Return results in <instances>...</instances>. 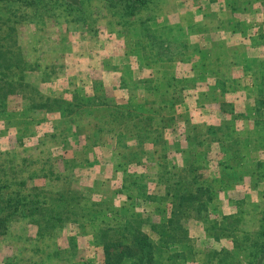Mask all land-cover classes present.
Instances as JSON below:
<instances>
[{"label": "crops", "instance_id": "1", "mask_svg": "<svg viewBox=\"0 0 264 264\" xmlns=\"http://www.w3.org/2000/svg\"><path fill=\"white\" fill-rule=\"evenodd\" d=\"M173 4L174 0H159L160 14L164 17L176 14ZM197 14L196 25L209 32L205 39L199 30L197 40L202 53L191 59L174 56L164 58L163 62L136 61L135 78L157 74L151 84L126 87L124 73L117 68L109 70L107 66L110 60L108 48L101 51L100 61H97L98 56L89 53L86 45L65 73L56 72L49 79L39 71L27 75L26 80L37 84L41 93L71 102L74 111L65 114L62 108H34L19 130L10 127L5 134L0 129V146H5L0 147V152L6 157L37 154L50 158L59 179L47 180L58 183L56 190L63 189L64 175H75L79 176V184L84 188L99 189L110 197L115 190L112 189V193L105 179L108 174L117 172L118 163L124 156L129 157L130 149L134 148L143 150L145 147L151 153L146 155L148 159L145 156L142 162L134 159L132 163L145 166L146 172H138L142 173L141 178L151 177L157 187L161 186L159 145L152 136L156 130L158 138L166 139L164 159L169 156V164L181 166L193 156L199 159L197 170L204 172L208 160L212 162L207 165L209 173L219 176L215 180L221 182L219 198L233 192V199L227 200L233 205V238L224 236L214 240L205 233L203 222L197 221L198 227L202 228L200 239L203 238V242L195 239L198 253L193 262L185 264H205L206 247L212 245L217 250L233 248V264H254L256 255L262 256L264 264V1L207 0ZM103 17H106L105 12ZM109 26L106 19L101 31L105 32L104 27L108 29ZM81 28V34L88 36L86 29ZM103 55L108 60L105 64ZM126 56L123 51L113 56L112 63H121ZM158 79L168 80L162 89L168 96L166 101L157 98L161 92ZM99 80L106 95L110 92L116 100H121L118 103L137 100L133 104L137 106L131 109H137L145 118L137 115L134 124L143 125L141 128L151 126L148 137L141 136L142 130L135 127L136 139L125 142L129 145L126 148L125 144L120 146V140L125 138L120 126L116 130L115 126L104 128L100 124L94 112L110 111L109 114H113L121 108L101 100L93 86ZM37 111L43 112L42 116L35 117ZM195 126L201 132L197 140L194 139ZM222 126L226 127L225 132L219 131ZM29 128H32L33 136L25 134L20 143L16 142V133L21 137ZM37 131L39 134L35 135ZM93 134L97 136L92 141ZM222 134L226 135L221 137ZM231 138L233 154L232 148L226 146ZM232 174L233 185L222 182L223 175ZM85 178L87 184L83 182ZM137 180L142 184L139 177ZM145 188L149 189L148 186ZM218 206L226 207L223 202Z\"/></svg>", "mask_w": 264, "mask_h": 264}, {"label": "rangeland", "instance_id": "2", "mask_svg": "<svg viewBox=\"0 0 264 264\" xmlns=\"http://www.w3.org/2000/svg\"><path fill=\"white\" fill-rule=\"evenodd\" d=\"M206 3L207 0H174L173 5L176 9L174 13L176 12V14L164 17L160 14L159 0L139 5L133 15L126 14L120 6H107L104 0H86L79 10H66L60 0H0V79L3 73L8 78L18 80L19 77L24 76L25 78L27 75L38 71L45 79L53 78L56 72L65 73L68 65L75 63L77 54H81L80 51L86 45L89 53L98 56L97 61H100L99 54L101 51L108 48L110 60L108 61L107 57L103 55V63L108 61L109 70L117 68L121 73H124L126 79L123 82H125L126 87L135 86L139 83L151 84L157 74L145 75L146 77L142 79L135 78L133 73L138 69L135 62L141 60H145L147 63L163 62L164 57L156 54L158 44L155 43L174 42L177 50L174 56L178 59H191L202 53L197 40L198 33L200 30V33L207 39L209 32L198 27L196 19L198 10ZM198 4L200 5L199 8H197ZM103 12L106 13V17H103ZM106 19L110 22V26L108 29L104 27L106 30L103 32L101 27L105 24ZM81 27L86 29L88 36L81 34L83 31ZM103 38L104 43L102 42ZM151 42L154 47L151 46ZM123 51L127 55L125 61L112 63L113 56ZM17 64L18 66H16ZM26 79L21 86L24 95L37 96L38 93L35 90L44 95L39 91L37 84L34 85ZM167 82L168 80L158 79L157 84L161 90L157 95L159 100L166 101L168 98L167 94L162 92V89L167 86ZM93 86L101 100L109 101L108 105L121 108L113 114H109L110 111L94 112L100 119V124L104 128L115 126L114 129L116 130L120 126L119 130L125 137L124 139L121 137L120 146L124 145L125 142L135 141V129L137 128H133L132 124L138 120L137 115L139 118H145V115L138 114L137 109H133L135 111L131 109L137 106H133L137 100H126L121 104L117 102L121 100H116V97L109 94L110 92L106 95L100 80L95 81ZM33 87L37 89H33ZM61 101L62 103L59 102L58 105L51 107L53 109L62 108L63 113L72 114L74 109L71 105H66L67 100ZM28 104L27 99L17 98L14 95L9 97V107L6 109V114L0 113V129L3 133L6 134L7 130H11L10 127L19 130L20 124L27 122L25 118L29 112L35 111L34 108H28ZM140 109L144 111L142 108ZM37 112L38 114H34L35 117L42 116L43 112ZM42 119L46 121L44 117ZM143 129L141 128V130ZM31 130L32 128H29L21 137L16 133V142L20 143L26 135L33 136ZM219 131L225 132L226 127L222 126ZM140 133L144 138L150 135L149 130H143ZM156 133L155 130L152 136L158 140V161L162 163L165 158L166 139L158 138ZM200 133L198 126H195V140ZM34 134L39 133L37 131ZM225 135L222 134L221 137ZM96 136L97 134H93L90 139L93 141ZM230 141L226 146L232 148L233 154V139L231 138ZM0 147L5 148L4 145ZM133 150L134 157L131 162L134 159L142 162L146 155H151L149 151L145 150V147L143 150L137 148ZM11 152L14 153L15 151L11 149ZM19 152L21 151L19 150ZM34 153L36 154V152ZM34 153H29V155ZM167 158V162L170 163L171 158L169 156ZM188 159H190L189 162L192 160H196L197 164L199 162V159H195L193 156ZM121 161L125 160L122 159ZM131 162L117 165V172H112L106 177L105 180L108 181L112 193L115 190L114 194L108 197L99 189L84 188L83 185L79 184V176L75 175H64L63 189L61 191L56 190L58 183L47 180L59 179L50 158L45 159L44 156H37V154L33 157H22L15 154L6 157L0 152V217L2 219L0 223V264H103V251L94 241L96 232L93 228H97L106 222L120 224L122 220L118 215H115V210L124 215H130L131 212H138V210L141 212V208H143L142 213L147 214L153 212L156 206L160 208L164 206L162 202L164 185L157 187L151 177L142 179V173L138 172H146L145 166H143L144 168L134 166ZM197 164L195 167L198 166ZM209 164L212 162L209 163L207 160L204 172L199 171L205 181H212L211 185L216 183L212 185L214 186V194L207 214L209 218L219 222L225 221L224 217L232 216L229 219H231L230 223L233 226V205H229L227 202V200L233 199V192H228L226 196L224 194L219 198L218 188L221 186V182L215 180L219 176H213L209 173L210 168L207 167ZM138 177L144 186L143 191L138 190ZM221 179L223 183L229 186L233 185V174L223 175ZM83 182L87 184V178ZM146 186L149 187L148 194L151 201L141 202L140 199L136 198V195L139 194L138 192H144ZM38 190L43 193L50 191L54 198L61 196L59 194L67 197L59 200L48 199L54 202L56 208L60 207L57 209H61L59 213L61 220H51L53 226H50L51 223L44 222L45 217L49 215L48 208H42L35 211L34 214L15 218L10 211L9 205L12 201H8V198L16 197L12 191H19L29 198L46 199L42 198V194L39 192L37 197H34L33 194ZM159 197L160 203L154 199ZM222 202L226 207L218 206ZM9 212H11V216L8 215ZM151 217L152 220L157 219L156 215ZM198 225L199 223L195 220L185 222V226L189 229V235L192 236L194 242L195 239L203 242V238L200 239L202 228ZM202 245L205 244L202 243ZM213 246L206 247V252H210L213 248L217 250V247ZM156 253L157 264H185L181 258L175 260L170 258L168 259L170 262H168L167 255L160 250H157ZM223 257L228 264H233L232 255L223 254ZM121 264H131V260L126 259ZM207 264H216V261L214 259Z\"/></svg>", "mask_w": 264, "mask_h": 264}, {"label": "trees", "instance_id": "3", "mask_svg": "<svg viewBox=\"0 0 264 264\" xmlns=\"http://www.w3.org/2000/svg\"><path fill=\"white\" fill-rule=\"evenodd\" d=\"M84 1L86 0H60L66 10L81 9ZM104 1L109 7L120 6L126 14L133 15L139 5L153 3L158 0ZM155 44H158L156 54L165 59H171L177 52L174 42ZM151 46L154 47L152 42ZM16 66H18V64ZM0 81H2L0 83V113L6 114V109L9 107V97L12 95L17 96V98L27 99L29 102L28 108H43L49 110L53 109L51 106L58 105L59 102L62 103L60 99L46 97L37 90H35L38 93L36 94L37 96L24 95L21 87L23 85L22 82H25L24 76L15 80L14 78H8L7 75L3 73ZM33 89L37 88L33 87ZM71 104V102H66V105ZM142 126H138V124L134 123L132 124V127H138V130L141 129ZM150 128L147 126V128L144 127L143 130L147 131ZM125 145L126 148L129 147L128 144ZM130 151L129 157L124 156L123 160L125 161H120L118 166L131 162L134 157V150L130 149ZM189 160L181 166L171 165L165 159L160 163L159 180L161 186L164 185L162 196V198H164L162 200L164 206L161 208L156 206L153 212H148L147 214L142 213L143 210L141 212L138 210V212H131L130 215H124L114 209L115 215H118L122 220L120 224L106 222L97 228H93L96 232L94 241L103 251V264H121L126 259L131 260V264H157V250L167 255L168 262H170L168 260L170 258L172 260L181 258L183 259V263L193 262L198 252L193 238L189 235V229L185 226L187 220L203 222L205 233L214 240H219L224 236H231L233 238V226L230 223L231 219H229L232 218V216L224 217L223 219H225V221L223 222L209 218L207 212L213 199L214 186L212 185L214 184L211 185L210 183H212V181L207 182L201 177V173H199L195 167L196 160L190 162ZM132 163L134 162L132 161L131 164ZM138 185V190L143 191V184ZM38 192L42 194V198L46 199L29 198L19 191H12L16 197L8 198V201H12L9 205L10 211L15 218L34 214L35 211L42 208H48L47 211H49V215L45 217L44 222L51 223L50 226H53L51 220H61L59 216L61 209H57L60 207L56 208L54 202L48 199L59 200L62 198L66 199L67 197L65 195L63 196V194H59L61 196L54 198V195H52L50 191L43 193L40 190L33 194L34 197H37ZM138 193L139 194L136 195L137 199L151 201L147 188L144 192ZM154 199L158 203L161 202L160 197ZM11 212H9L8 215L11 216ZM152 215H156L157 219L152 220ZM1 220L0 217V223ZM245 241L246 238L242 240L243 243ZM223 254L233 256V248L230 250L225 248L219 250L213 249L210 252H206L204 263L207 264L215 259L216 264H228ZM254 264H262V256L256 255Z\"/></svg>", "mask_w": 264, "mask_h": 264}]
</instances>
